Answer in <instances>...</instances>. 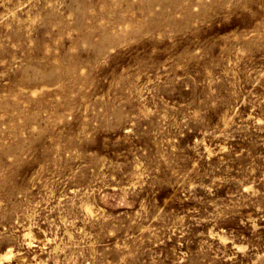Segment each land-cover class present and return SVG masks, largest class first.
<instances>
[{"label": "rangeland", "instance_id": "374dc122", "mask_svg": "<svg viewBox=\"0 0 264 264\" xmlns=\"http://www.w3.org/2000/svg\"><path fill=\"white\" fill-rule=\"evenodd\" d=\"M0 264H264V0H0Z\"/></svg>", "mask_w": 264, "mask_h": 264}]
</instances>
